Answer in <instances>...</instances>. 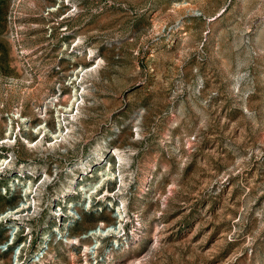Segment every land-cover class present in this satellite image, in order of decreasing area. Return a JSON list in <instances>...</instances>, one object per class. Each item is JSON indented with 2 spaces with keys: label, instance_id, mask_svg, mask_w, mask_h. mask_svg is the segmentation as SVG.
Here are the masks:
<instances>
[{
  "label": "rangeland",
  "instance_id": "rangeland-1",
  "mask_svg": "<svg viewBox=\"0 0 264 264\" xmlns=\"http://www.w3.org/2000/svg\"><path fill=\"white\" fill-rule=\"evenodd\" d=\"M2 160L0 264H264V0H0Z\"/></svg>",
  "mask_w": 264,
  "mask_h": 264
},
{
  "label": "bare ground",
  "instance_id": "bare-ground-1",
  "mask_svg": "<svg viewBox=\"0 0 264 264\" xmlns=\"http://www.w3.org/2000/svg\"><path fill=\"white\" fill-rule=\"evenodd\" d=\"M73 97L76 98L77 96L74 95ZM56 100H57V97L55 95H53L50 98H48L47 101L45 102V104L43 105L42 110L39 113L40 114H43V113L45 114L43 116L44 121L40 125H38V126L35 127V132H39L40 135L42 136L41 137V140L38 142L40 144L42 142V140L44 139V136L49 131H52V135H54V139H56V141H55L54 144H50L49 146H56V147L60 148V147H63L65 145L66 140H67L66 138H67V135H68V133L67 134H64V130H62V126H64L63 125V122L60 121V120L58 121L59 122L58 128H56V127L55 128H47V124H45V117H46L47 109L49 108V106H52L53 104H55L57 102ZM77 101L78 100H76V99H74V101L72 99L71 104L66 105L65 108L62 107L63 109H65L64 112H68V109L69 108L71 109L73 106H75ZM62 115H63V113H62ZM63 116H64V118H63V121L64 122L71 121V120H74L75 119V115L73 114V111H72V115L71 114H68V115H63ZM39 118H42V117L40 116ZM119 159H120L119 162L121 163L122 167L124 165L126 166L127 159L125 157H123L122 155L119 156ZM3 164H7L6 160L0 161V166L3 165ZM103 181H104V179L100 180L99 181V184L101 182H103ZM96 188L97 187L95 186L94 189H96ZM6 213L7 214H3L2 215V219L3 218H6L7 216H9L10 212H6ZM11 213L13 214V212H11ZM110 227H112V226H108V225H104L103 224L99 228H97L96 233H98L100 236L107 237V236H109L111 234V232H113L110 229ZM70 241H71L72 244L79 242L78 239H76V238H73ZM89 247H87V246L85 247L84 253H89V251H91V250H89L90 249ZM11 260H12V258H9L8 259V262H11Z\"/></svg>",
  "mask_w": 264,
  "mask_h": 264
}]
</instances>
